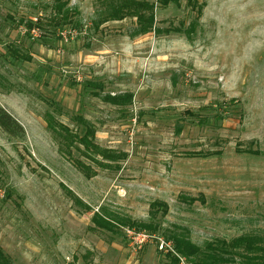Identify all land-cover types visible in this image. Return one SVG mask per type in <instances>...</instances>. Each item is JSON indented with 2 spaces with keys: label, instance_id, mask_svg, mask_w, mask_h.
Here are the masks:
<instances>
[{
  "label": "rangeland",
  "instance_id": "obj_1",
  "mask_svg": "<svg viewBox=\"0 0 264 264\" xmlns=\"http://www.w3.org/2000/svg\"><path fill=\"white\" fill-rule=\"evenodd\" d=\"M198 2L201 15L155 4L159 32L133 36L134 19L98 24L97 0H69L63 40L47 23L53 0H0V108L24 132L0 130L12 264H169L156 244L132 249L127 230L172 247L168 231L198 246L264 232V0ZM124 93L126 106L103 101ZM82 122L115 160L78 143Z\"/></svg>",
  "mask_w": 264,
  "mask_h": 264
},
{
  "label": "trees",
  "instance_id": "obj_2",
  "mask_svg": "<svg viewBox=\"0 0 264 264\" xmlns=\"http://www.w3.org/2000/svg\"><path fill=\"white\" fill-rule=\"evenodd\" d=\"M103 7L100 21L98 24L107 21H121L125 18L135 20V29L133 36H142L149 33L159 32L155 28L154 8L155 4L159 7L166 8L169 4H179L180 0H97ZM186 6L192 10H197L201 15L203 4H199L198 0H185ZM69 0H53L51 14L48 17L47 23L52 29H61L71 23L72 13L68 8ZM29 22L27 24V33L32 31L34 27L40 29L42 24ZM97 24V25H98ZM63 31L58 30V33ZM57 33L58 39H61ZM12 54L16 59H21L20 54L16 50H12ZM29 60V58H26ZM92 84H87L91 87ZM93 86H96L93 84ZM94 93V92H93ZM132 95L129 93L107 95L103 97V101L113 106L123 107L131 103ZM79 120V119H78ZM48 128L55 133H66L67 138L71 135L62 124L53 122L52 118L47 117ZM83 126L82 135H75L74 138L79 144L84 146V149L99 155L105 160H115L117 157L109 151L100 150L99 147L92 144L90 139L94 138L93 129L86 123ZM58 128V129H57ZM0 130L10 138L22 139L24 132L17 121L4 109L0 108ZM62 132H61V131ZM66 139V137H64ZM116 157V158H115ZM164 208V203L154 204ZM153 205V206H154ZM152 206V207H153ZM159 209V207H158ZM92 220L94 224L100 228L109 227L106 222L102 221L98 215L93 214ZM141 228L150 230V225H143ZM168 240L173 243L175 253L183 258L188 264H264V232L246 233L235 237L229 241L215 239L204 242L202 246L193 244L187 236L178 231H168ZM167 258H171L169 264H179V258L171 254H166ZM0 264H12L7 255L0 248Z\"/></svg>",
  "mask_w": 264,
  "mask_h": 264
},
{
  "label": "built area",
  "instance_id": "obj_3",
  "mask_svg": "<svg viewBox=\"0 0 264 264\" xmlns=\"http://www.w3.org/2000/svg\"><path fill=\"white\" fill-rule=\"evenodd\" d=\"M66 34L67 33L65 30L58 33L59 37L63 40L65 39ZM127 234H128L127 235L128 239L131 240L130 241L131 248L136 251L141 250L144 246H147L149 244H154V245L156 244V247L160 252L171 254L179 258V256L175 253L174 248L169 243L162 240L161 238L156 237L155 235L146 232L136 231V230H127Z\"/></svg>",
  "mask_w": 264,
  "mask_h": 264
}]
</instances>
